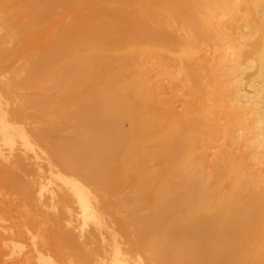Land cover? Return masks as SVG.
<instances>
[{
	"label": "bare ground",
	"instance_id": "6f19581e",
	"mask_svg": "<svg viewBox=\"0 0 264 264\" xmlns=\"http://www.w3.org/2000/svg\"><path fill=\"white\" fill-rule=\"evenodd\" d=\"M0 20V64L21 60L37 91L8 107L15 92L0 90L1 190L20 202L0 198V214L34 221L0 224L4 241L47 225L68 264H146L140 253L148 264H264V0H0ZM164 77L184 100L162 97ZM28 110L58 119L26 129ZM17 141L44 146L46 157L33 153L46 174L14 156ZM93 188L129 194L111 202ZM109 201L134 209L114 229L101 220ZM129 238L134 258L120 247Z\"/></svg>",
	"mask_w": 264,
	"mask_h": 264
},
{
	"label": "rangeland",
	"instance_id": "374dc122",
	"mask_svg": "<svg viewBox=\"0 0 264 264\" xmlns=\"http://www.w3.org/2000/svg\"><path fill=\"white\" fill-rule=\"evenodd\" d=\"M237 23H240V25H242V22L239 21V20L237 21ZM5 29H6V27H5L4 23H2V20H0V36H3V34L6 33V30ZM242 31H244L246 33V31H248V29L247 28H244V30H242ZM5 45H6L7 48L11 47L10 46L11 43H7ZM2 46H3V48L5 47L4 45L0 44V51H1V49H3ZM245 48L248 49V46H246ZM0 65H1L0 66V84L3 83L2 85H0V90H1V88L2 89L5 88V86H6L8 88L9 87L13 88V90L15 92L12 95V98L10 97V99H7V102L9 103L8 107H10V106L11 107H16L17 104H20V101H19L20 98H22V97H24L26 95L27 96H30L32 93L37 92L36 90H32V87L29 86V85H27L25 83V81H23V76L25 74V65L23 64V62L21 60L11 59L10 61L6 62V64L5 63H1ZM168 70H169V72L172 75H174V73L176 71V68H175L174 65H170V66H168ZM251 70L252 69H248L247 71L244 72L245 73L244 75H245L246 79L248 77V76H246V73L248 75L249 74L248 72H252ZM245 77H243L244 78V81H246ZM4 83H6L7 85L4 84ZM161 84L163 85V87H165V92L162 95V97H164V98H170L172 95H177L180 99H183L184 100L186 98V96L183 97V94H184L183 93V90L184 89L181 87V85L179 84L178 81H171L169 77H167V78L164 77V78H162ZM248 90H251V89H248ZM14 95H15V98L13 97ZM137 104H138V102H135V105H137ZM180 108H181V103L176 105V110L177 111L180 110ZM27 112L33 113V117H36V118H34V121H30V119L29 120L26 119V122L27 121H30V123L27 122L30 125H28L27 123H26V125L24 124V127L25 128L27 127L26 129H29L30 127H33V128H35V127H42V123H46L47 121H52L54 119L55 120L58 119L57 114L49 112V113L46 114L47 117L46 118H43V120H45V119H48V120H46L45 122L44 121L42 122L41 121L42 118L41 119L38 118L37 112H35L34 110H28ZM24 123H25V120H24ZM125 126H126V124H125ZM30 129H32V128H30ZM242 133L243 132H237V131H235L234 132V135L235 136H238V135L240 136V135H242ZM67 135H69V132H67V131H65L63 133H55L50 138V140H55V139H53L55 137L67 136ZM238 140L241 141V139H238ZM17 143L15 144L16 146L14 145V147L17 149V150H15L13 152L14 154L16 153L14 156L15 157H17L19 155L24 156L25 157V160H26L25 162L28 164V167H32V168H35L36 165H37V163H39V164H40V162H41V164L43 163L42 166H41L43 170H41V172L42 173H45V172H43V171H45V167H44L45 162L43 160H41V159H35L34 158V153H33L35 151V153L38 156H40L42 158L43 157H46V155L44 154V151H45L44 148H43L44 146L40 145V143L35 142L34 145H33L34 150L32 152L30 150L25 151L23 149V147L19 145V142L18 141H17ZM212 144H214V147L211 148L210 151H209L210 152V159L213 158L214 154L218 151L219 146L225 145V140H223V138H220L218 142H216V143L213 142ZM40 147H41V149H40ZM241 150H244V148H242ZM29 163H33V165L31 166V164H29ZM34 164H35V167H33ZM0 185H1L0 186V198L3 197V200L4 201H6V202L9 201L10 202L9 204H11L13 207L14 206H18L20 204V202L18 201L19 199L15 198V196H13L11 194H9V195L4 194V192L1 190V188H3L5 185L3 184L2 181H0ZM48 186H50V185H48ZM3 189H4L5 192L7 191V188L6 187H4ZM92 192L94 194H96L98 192L97 195L100 194L101 196H103L102 197L103 199L104 198L105 199L107 198V199H109L112 202V200L114 201L115 199H122L125 196H127L129 194V189H125L122 192H120L119 194H116V196H115L116 198L115 197L108 198L107 195H105L103 192H100V191H98V190H96L94 188H93ZM44 194L46 196L48 194V192L43 191V197H44ZM39 206H40V208H43L45 210H48V209L44 208L43 206H41L39 204H38V206L37 205L36 206L34 205L32 207V210H36V211H37V209L39 210L40 209ZM99 206L101 207V210L103 212V213H101L102 214L101 216L102 217L104 216L103 219L101 217V220L102 221H104V220L105 221L106 220L108 221L109 220L108 222H105V223L110 224L111 228H113V226L116 227L117 224H115V222H117L119 219L120 220L126 219L128 217L127 215H129L130 213H132L134 211V209H133L132 206L128 207L127 205H123L121 208H117V207L113 206L112 203L109 206V204L104 205V203L100 202L99 203ZM35 208H37V209H35ZM32 210H30L29 215L32 214V212H35V211H32ZM9 213H11V214H9ZM145 213H147V212H145ZM0 217L3 218V220L0 221V224H2V225H8L10 223L13 224V222L16 223L17 221H18L17 222L18 224H19V222L20 223L23 222V223H25L28 226H33L34 225V221L31 219V215L30 216L24 215V211H22L20 208L15 209V212L1 213L0 214ZM17 217H19V218H17ZM43 228H45L46 231H44L42 233H28L24 237H21L18 241L16 240L14 242L4 241V237H6L8 235L9 231H7L6 229L0 230V256H1L0 257V264H15L19 260H23V258L25 257V255L28 254L29 252H32V255H31L32 256L31 257L32 259H30V261L28 260L27 263H25V264H28V263L29 264H33V263L34 264H38L39 263V259H38V257H36L37 254L35 252H41V254H43L42 257H46L47 254L48 255L50 254L49 256H50V258L52 260H54L55 264H65V262H66V264H68L67 261H63V262L61 261V260H63V258L66 259L68 257L67 253L65 252L67 250L65 248L63 249L62 248L63 246L62 245H59V243L55 239H52L51 237H48V235H49L48 234L49 233V229H48V226L47 225L43 226ZM88 228L86 227V229H88ZM108 230H110V228ZM23 238H25V239H23ZM10 243H15V244L19 245V247H18L19 249L16 247L17 245H14L13 244L16 247V248L13 247L14 248V252H13V249H11L12 246L10 245ZM120 244H121L120 247L123 250L130 251L129 253H127V256L134 258L135 255H133V254H135V249H136V245H137L136 244V240L134 238H129V239H125V240L123 239ZM8 245H10V246H8ZM21 245L23 247L20 248ZM30 245L32 247H30ZM50 246H51V248H50ZM9 248L12 250V251H10V252H13L12 254H9L10 253L8 251V250H10ZM35 249H39V250L38 251H34ZM15 250H17V252L19 251V253L21 251L22 252L19 255V253L17 254V252ZM22 254H23V257H22ZM35 254H36V256H35ZM142 254L143 253L138 254L139 258H142L140 260L142 262L146 263V264H148V262L150 263V261H148V259H146V256H143L145 254H143V255ZM36 259H37V261H36ZM73 263L78 264L76 262H73Z\"/></svg>",
	"mask_w": 264,
	"mask_h": 264
}]
</instances>
